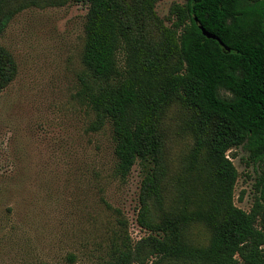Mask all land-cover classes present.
<instances>
[{
  "label": "trees",
  "instance_id": "16d2710c",
  "mask_svg": "<svg viewBox=\"0 0 264 264\" xmlns=\"http://www.w3.org/2000/svg\"><path fill=\"white\" fill-rule=\"evenodd\" d=\"M158 1L0 0V34L25 7L87 5L76 95L94 114L93 130L110 126L115 174L125 178L142 165L137 222L147 231L135 243L122 238L102 264H264V0L173 2L166 18L155 10ZM15 73L11 53L0 46V88ZM172 102L193 115L192 158L207 151L210 204L157 215L149 201L161 203V120ZM239 146L259 167L249 210L233 202L238 172L227 152ZM194 221L212 231L206 246L183 239Z\"/></svg>",
  "mask_w": 264,
  "mask_h": 264
},
{
  "label": "rangeland",
  "instance_id": "374dc122",
  "mask_svg": "<svg viewBox=\"0 0 264 264\" xmlns=\"http://www.w3.org/2000/svg\"><path fill=\"white\" fill-rule=\"evenodd\" d=\"M183 1L159 0L155 10L166 18L170 5ZM86 11L82 2L31 5L0 34L16 64L0 88V264H102L122 238L135 243L147 233L137 222L142 165L125 178L115 174L110 126L93 130L94 114L76 95ZM161 132L166 174L161 203L150 199L151 210L207 209L211 168L206 149L191 156L192 113L172 102ZM227 154L238 172L233 202L249 210L259 167L242 146ZM183 232L198 247L212 234L202 221Z\"/></svg>",
  "mask_w": 264,
  "mask_h": 264
},
{
  "label": "water",
  "instance_id": "95a60500",
  "mask_svg": "<svg viewBox=\"0 0 264 264\" xmlns=\"http://www.w3.org/2000/svg\"><path fill=\"white\" fill-rule=\"evenodd\" d=\"M200 28H201V30H202V33H203L206 37L214 38V39L218 40L219 43H220L221 45L224 46L223 42H222V41H221L216 35H214V34L208 32V31L205 30L202 26H200ZM224 47H225L226 49H229V48L226 47V46H224Z\"/></svg>",
  "mask_w": 264,
  "mask_h": 264
}]
</instances>
